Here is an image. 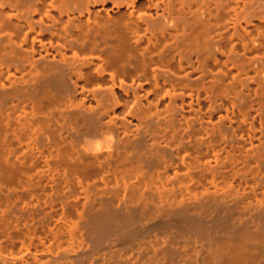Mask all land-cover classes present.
I'll list each match as a JSON object with an SVG mask.
<instances>
[{"label": "bare ground", "instance_id": "bare-ground-1", "mask_svg": "<svg viewBox=\"0 0 264 264\" xmlns=\"http://www.w3.org/2000/svg\"><path fill=\"white\" fill-rule=\"evenodd\" d=\"M0 264H264V0H0Z\"/></svg>", "mask_w": 264, "mask_h": 264}]
</instances>
